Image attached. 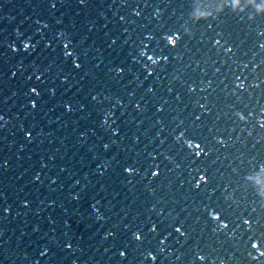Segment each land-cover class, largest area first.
Returning <instances> with one entry per match:
<instances>
[{
    "label": "water",
    "instance_id": "water-1",
    "mask_svg": "<svg viewBox=\"0 0 264 264\" xmlns=\"http://www.w3.org/2000/svg\"><path fill=\"white\" fill-rule=\"evenodd\" d=\"M262 4L0 0V264H264Z\"/></svg>",
    "mask_w": 264,
    "mask_h": 264
},
{
    "label": "snow or ice",
    "instance_id": "snow-or-ice-1",
    "mask_svg": "<svg viewBox=\"0 0 264 264\" xmlns=\"http://www.w3.org/2000/svg\"><path fill=\"white\" fill-rule=\"evenodd\" d=\"M81 3L83 4L84 3V0H81ZM262 7H264V5H261ZM53 7H55V5L53 4ZM139 14V13H137ZM47 25H45L46 27ZM164 39L166 40L167 44L172 46V47H175L177 42L181 39V37L179 35H174V36H165ZM216 44L219 45L220 44V41L217 40L216 41ZM33 47V45L31 43H25L23 45V49L25 52L29 51L31 48ZM68 45H65V48H67ZM261 47H264V45H261ZM13 51H15V49H13ZM227 51L231 52L232 49L231 48H228ZM142 56L145 55L144 52H141L140 53ZM69 55H71L69 53ZM149 60H151V62L153 64L157 63V61L155 59H153V57L149 56L148 57ZM76 68H79L80 65L77 64L75 65ZM118 72H122V69H118L117 70ZM238 87H241L240 85H238ZM34 94H38V93H35V89L33 90ZM32 107L35 108L36 107V104H32ZM71 110V109H69ZM0 119H3V117H0ZM240 119L243 120L244 117L243 116H240ZM262 127H264V125H262ZM180 138H178L179 140ZM219 143L223 144L224 141H218ZM185 144L187 146V148L189 149H200L198 151H194L193 152V155L196 157V158H199L201 157L202 155L206 156L208 155L207 151L202 147L201 144L199 143H193L191 141H185ZM125 172L131 176L133 175V169L129 168V167H126L125 168ZM153 177H158L160 175V173L158 171H153L152 173ZM208 178H207V174H202V175H199L198 177V182L195 183L193 185V187L197 190H199L203 185H206L208 184ZM153 211H155V209H153ZM206 211L208 212V220L215 224L216 227H214L212 229L213 232H216L218 230H228L229 227H230V224H231V221L228 220L227 217H225L223 215V212H218L217 210L213 209L211 211H208L206 209ZM169 216L171 217V214H169ZM171 219L173 220H176L178 219L177 217H171ZM227 221V222H226ZM253 223L254 221L251 219V218H241V227H244L247 231H251L252 229V226H253ZM183 228H184V225L183 224H179L178 226L177 225H173V231L177 234H179L180 237H184L186 235V232L183 231ZM158 230V226H150V232L155 234ZM133 237H134V240L137 241V242H140L142 241L143 239V233H133ZM163 243V241H161ZM262 246H264V239L260 240L259 242H254L251 244V248L252 249H255V251L259 254V257H264V250H262ZM120 257L121 258H126V251H120L119 253ZM148 259L152 260L153 262L157 261V257L152 255V253H149L148 254ZM253 259H257L258 257L256 256H253L252 257ZM198 259L202 262H205L207 261V257L204 256V255H199L198 256Z\"/></svg>",
    "mask_w": 264,
    "mask_h": 264
},
{
    "label": "clouds",
    "instance_id": "clouds-1",
    "mask_svg": "<svg viewBox=\"0 0 264 264\" xmlns=\"http://www.w3.org/2000/svg\"><path fill=\"white\" fill-rule=\"evenodd\" d=\"M262 5H264V4H262ZM262 7V6H261ZM262 8H264V7H262Z\"/></svg>",
    "mask_w": 264,
    "mask_h": 264
}]
</instances>
